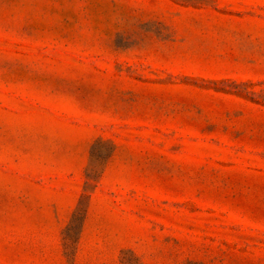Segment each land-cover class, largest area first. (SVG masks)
Segmentation results:
<instances>
[{
  "label": "rangeland",
  "instance_id": "rangeland-1",
  "mask_svg": "<svg viewBox=\"0 0 264 264\" xmlns=\"http://www.w3.org/2000/svg\"><path fill=\"white\" fill-rule=\"evenodd\" d=\"M0 264H264V0H0Z\"/></svg>",
  "mask_w": 264,
  "mask_h": 264
}]
</instances>
